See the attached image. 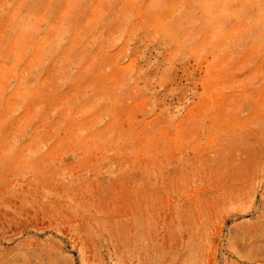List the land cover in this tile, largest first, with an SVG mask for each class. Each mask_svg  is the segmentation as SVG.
<instances>
[{
    "label": "rangeland",
    "instance_id": "obj_1",
    "mask_svg": "<svg viewBox=\"0 0 264 264\" xmlns=\"http://www.w3.org/2000/svg\"><path fill=\"white\" fill-rule=\"evenodd\" d=\"M0 264H264V0H0Z\"/></svg>",
    "mask_w": 264,
    "mask_h": 264
}]
</instances>
